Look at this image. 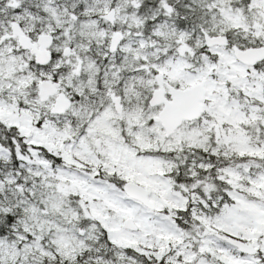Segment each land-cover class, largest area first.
Returning <instances> with one entry per match:
<instances>
[{
    "label": "snow or ice",
    "instance_id": "6c2138e0",
    "mask_svg": "<svg viewBox=\"0 0 264 264\" xmlns=\"http://www.w3.org/2000/svg\"><path fill=\"white\" fill-rule=\"evenodd\" d=\"M0 264H264V0H0Z\"/></svg>",
    "mask_w": 264,
    "mask_h": 264
}]
</instances>
